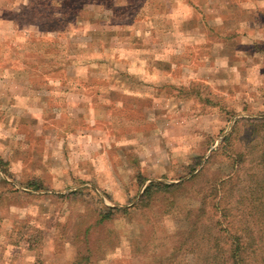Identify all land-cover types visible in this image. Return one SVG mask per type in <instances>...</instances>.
<instances>
[{
  "label": "rangeland",
  "instance_id": "obj_1",
  "mask_svg": "<svg viewBox=\"0 0 264 264\" xmlns=\"http://www.w3.org/2000/svg\"><path fill=\"white\" fill-rule=\"evenodd\" d=\"M261 118L264 0H0V264H233Z\"/></svg>",
  "mask_w": 264,
  "mask_h": 264
},
{
  "label": "trees",
  "instance_id": "obj_2",
  "mask_svg": "<svg viewBox=\"0 0 264 264\" xmlns=\"http://www.w3.org/2000/svg\"><path fill=\"white\" fill-rule=\"evenodd\" d=\"M244 122L248 124H254L260 127L261 131L264 132V118L261 119H243ZM260 124V125H259ZM234 132V131H233ZM231 135L226 137L224 141L221 143L219 149L215 152H219L224 150L226 145L230 142ZM239 162L238 169H241L244 164V158L242 155H238L236 158ZM262 166L264 167V151L260 157ZM202 159L197 158L194 162V167L191 169L190 174L194 173L198 168L199 164H201ZM4 162L0 159V168L5 172V174H9L7 170H5L2 166H4ZM10 175V174H9ZM183 183L178 184H163L157 182H151L145 189L142 198L139 201V204H144L148 201L149 197L155 191H170L176 188H181ZM30 189L40 190L42 188V184L37 181H33L29 183L28 186ZM154 191V192H153ZM250 212L246 213L244 209H238V212L241 216L240 218H248V222H244L243 226L240 228V233H245L248 235L246 240H243L240 237H237L232 240V244H230V258L233 264H244L246 261L245 257H248L250 260L254 261V259L260 260V264H264V201L260 202V207H245ZM120 209L117 207L106 208L105 212L101 217V221H106L112 217V215L116 212H119ZM223 215V214H222ZM225 215H223L224 217ZM250 217H254V219H250ZM231 223V222H230Z\"/></svg>",
  "mask_w": 264,
  "mask_h": 264
}]
</instances>
